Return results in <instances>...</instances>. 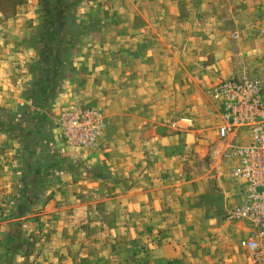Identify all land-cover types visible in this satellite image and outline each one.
<instances>
[{
	"label": "rangeland",
	"instance_id": "374dc122",
	"mask_svg": "<svg viewBox=\"0 0 264 264\" xmlns=\"http://www.w3.org/2000/svg\"><path fill=\"white\" fill-rule=\"evenodd\" d=\"M17 1L0 0L3 14H11ZM76 1L75 22L86 24L88 30L69 53L64 78L43 110L54 127L45 128L50 139L36 151L49 150V164L38 169L37 153L28 157L33 165L25 188L19 183L22 163L27 161L19 141L3 129L1 120L9 111L20 115L26 104L13 109L0 105V264H234L225 250L210 252L208 262L198 258L183 239L199 238L194 229L204 222L210 225L214 218L223 226L221 247L231 248L227 226L242 222L233 217L238 203L226 205L233 193L239 198V185L229 177L221 158L230 138L222 143L216 135L222 118L213 90L231 78L254 76L245 70V56L236 53V36L243 27L237 26L236 32L228 24L212 26L209 18L225 17L227 11L213 15L211 9L188 10L181 5L173 17L178 22L162 23L152 34L147 25L137 26L141 17L133 11L136 4L149 0H101L96 7L86 4L88 0ZM37 9L40 18L39 0ZM142 11L149 13L147 8ZM101 32L108 36L92 45L96 48L87 65L81 59L70 63L81 41ZM66 82L76 90L63 88ZM60 90L67 92V98L71 92L74 99L50 118ZM146 99L151 102L141 105ZM74 108L82 123L96 128L90 143L71 142L65 136L64 124ZM123 108L129 120L124 140L117 132ZM150 113L155 121L146 131L145 114ZM138 114L139 119H134ZM150 142L152 155L148 157L144 152ZM138 149L140 157L133 158ZM123 160L130 164L137 160L140 166L162 165L155 176L159 183L153 188L160 201L155 215L149 213L150 205L142 217L133 215L134 179L128 175L122 182L116 171ZM40 177L45 181L38 192L34 189ZM22 189L28 196L23 205ZM243 241L239 240V248L245 252ZM170 242L174 243L172 259L155 253L153 248Z\"/></svg>",
	"mask_w": 264,
	"mask_h": 264
},
{
	"label": "crops",
	"instance_id": "0c3cea01",
	"mask_svg": "<svg viewBox=\"0 0 264 264\" xmlns=\"http://www.w3.org/2000/svg\"><path fill=\"white\" fill-rule=\"evenodd\" d=\"M87 3L90 6L96 7L100 5L101 0H88V2L86 1V4ZM181 5L188 10L197 8L200 11H209L211 9V11H213V15L216 11H227L226 14L224 13L225 17H210L209 21H211L212 26L228 24L229 26H233L235 31L237 26L241 28L243 27L240 34L236 36L238 37V41H236V53L245 56L247 60L244 65L245 70L251 75H254L249 78L245 77V81H251L253 84H256L258 94L264 101V0H149L142 5L139 2L133 9V11H136L138 16L141 17V19L136 20L137 26L140 27L142 25H147L153 34V32H156V27L162 23L166 25H172V23L175 24L178 22V19H174L173 17L177 16ZM144 7L148 9L149 13H144L142 11L145 9ZM101 9L106 10L107 8L102 6ZM133 16L134 14L131 19ZM37 17V0H18L12 5V13L9 15L3 14L0 5V105L8 106L10 109H13L14 106L19 104L23 106L25 102V100H23L24 93L26 94L34 80L32 67L37 64L35 63L37 62L35 60L38 56L36 54V48H34L31 43L35 36V29L39 23V18ZM222 19L226 21H223L222 23ZM142 21L144 24H142ZM106 36L108 35L101 32L92 34L87 39H83L80 43L81 47L76 49L72 58L70 57V63L73 62L75 64L77 60L81 59L83 62L85 60L84 64L87 65L86 60L92 59L91 54H94L95 52L92 48L96 47H93L92 45L103 43ZM169 39L170 38L166 39V41H169ZM89 43L91 44L90 47H88ZM86 51H88V53H86ZM85 74H87V72ZM88 76L89 74L86 77ZM84 79L86 80V78ZM230 80H234L235 82L244 81L235 78H231ZM69 86L71 85L66 82L63 88L67 90ZM26 87L27 90L25 92ZM71 88L73 87L71 86ZM65 93L67 92H64V90L57 92L54 104L55 106L52 113H50V115H53L50 118H54L57 115V113H53L57 108H60L61 106L64 107V105L70 106V102L68 101H72L74 98L70 97L71 92L68 93V98ZM147 102H151L150 99L142 100L140 101V104L143 105ZM150 108L149 104V111ZM125 113V108H123L122 113H118L119 120L117 125L118 135L122 136L123 140L126 137L125 133L128 129V125L126 123L129 122L128 116H126ZM139 115L140 114L135 115L134 119H139ZM145 116L148 120V129H146V131H149L151 129V123L155 121V117L151 113L145 114ZM50 125L54 127V122H50ZM150 144L151 142L148 144V151H143L144 154L148 155V157H151L152 155V146ZM140 152H142L140 149L134 152L133 158L140 157ZM140 164L141 162L137 160H133L132 164L123 160V162L117 164L116 171L120 179H122V182H124L123 178L128 175H132V178L134 179V181L131 182L134 190L132 194L133 215L138 213L142 217L147 205H150L149 213L155 215V212L157 213L160 209V206L157 204L160 202L158 193H154V186L159 183L155 176L156 171L158 169L163 170V168L162 165L157 164L152 165L150 163L148 166H140ZM130 166H132V169ZM172 183L173 181L171 180L170 185ZM19 187L20 186H18V188ZM120 196L124 195H119L118 197ZM226 202V205H231L233 203H235V205L237 203L239 204L240 197H234L233 193V199H229V202L228 200ZM124 211L125 210H123V212ZM161 216L165 219L163 211ZM166 223L167 222H165V224ZM197 223L199 224V222ZM209 223L211 224L208 225L204 222L203 226L198 225L194 229L195 235H198L199 238L192 240V238L189 237L186 241L183 239L187 249L196 254L198 258L207 259V262L210 261V252H214V250H225V256L228 257L229 253H231V256H229L232 257L230 258V261L234 262V264H251L247 252H244L239 248V240L241 238H246L248 235V227L245 223L235 222L227 226L226 230H230L228 234L232 235V237L231 240H229L230 237L228 236L229 238L225 241L229 240L232 242L231 244H227L231 246V248L224 247L225 245L222 246L224 248L221 247V235L223 229L221 223L214 218ZM226 230L224 232H226ZM195 240H198V242L194 243ZM216 243L220 245L217 247L215 245ZM194 244H196V246H194ZM173 246L174 243L170 242V245L166 244L160 248L155 247L153 249L159 256H165L166 258L172 259L174 257ZM179 253L180 249L177 248L176 257H178ZM186 257L190 259L189 253L186 254ZM262 264H264V261Z\"/></svg>",
	"mask_w": 264,
	"mask_h": 264
},
{
	"label": "built area",
	"instance_id": "2783aa9c",
	"mask_svg": "<svg viewBox=\"0 0 264 264\" xmlns=\"http://www.w3.org/2000/svg\"><path fill=\"white\" fill-rule=\"evenodd\" d=\"M219 101L222 122L216 135L225 143L221 153L229 177L238 182L240 202L233 217L245 223L248 235L243 248L251 264L264 261V101L251 81L230 80L213 90ZM65 136L71 142L90 143L95 139L93 124L81 122L74 108L67 116Z\"/></svg>",
	"mask_w": 264,
	"mask_h": 264
},
{
	"label": "trees",
	"instance_id": "16d2710c",
	"mask_svg": "<svg viewBox=\"0 0 264 264\" xmlns=\"http://www.w3.org/2000/svg\"><path fill=\"white\" fill-rule=\"evenodd\" d=\"M67 1V2H66ZM69 0H39L41 13L39 23L35 29V36L32 45L37 50L38 62L32 67L34 80L31 87L25 94V107L20 115L8 112L7 118H2L4 130L8 132L11 138H15L20 143L22 158L27 162L22 163L21 186L27 187L31 181L33 163H30L28 157H34L36 149L50 139V134L45 128L51 127L50 120L44 113V109L50 106V102L56 95L60 81L65 74V61L69 53L74 49L76 41L83 34L87 33L86 24L75 22L73 10L77 1ZM43 2V3H42ZM2 113V111H0ZM29 125L30 128L25 126ZM35 129L31 130V128ZM37 135H36V134ZM47 145V143H46ZM44 153H37L38 169L45 167L49 163L47 158L52 156L49 150ZM24 153H26L24 155ZM53 163V162H52ZM51 163V164H52ZM46 175V172L45 174ZM37 180L39 179L38 176ZM35 177V178H36ZM39 185H35L39 192L41 182L45 179L40 177ZM37 193V192H36ZM20 204L27 202L28 196H24V189L20 192Z\"/></svg>",
	"mask_w": 264,
	"mask_h": 264
}]
</instances>
